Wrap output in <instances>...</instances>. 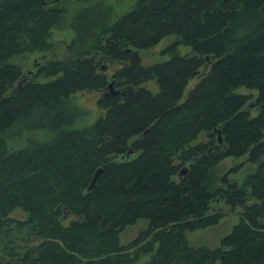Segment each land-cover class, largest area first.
Returning a JSON list of instances; mask_svg holds the SVG:
<instances>
[{"label": "trees", "instance_id": "obj_1", "mask_svg": "<svg viewBox=\"0 0 264 264\" xmlns=\"http://www.w3.org/2000/svg\"><path fill=\"white\" fill-rule=\"evenodd\" d=\"M65 1V57L16 86L12 57L50 46ZM99 1L0 0V264H264V0H134L109 23ZM169 35V57L141 63ZM110 80L123 91L100 96ZM85 92L102 113L73 125ZM30 118L24 130L49 135L9 146L6 131ZM245 153L243 180L214 185L213 166ZM214 200L238 206L236 222L216 246L191 245L184 231L224 213ZM137 218L146 226L119 243Z\"/></svg>", "mask_w": 264, "mask_h": 264}, {"label": "rangeland", "instance_id": "obj_2", "mask_svg": "<svg viewBox=\"0 0 264 264\" xmlns=\"http://www.w3.org/2000/svg\"><path fill=\"white\" fill-rule=\"evenodd\" d=\"M133 1L134 0H118V5L114 13L117 14L118 10L129 5ZM63 5L66 8L65 12L60 15V17L50 28V46L46 47L44 50L32 49L29 52L26 51L23 53H19L16 56L12 57V60L19 65L21 72H25L32 67V73L29 76L30 78L40 80L50 78V76L44 75L42 67L45 66L48 61H51L54 58L65 57L64 46L69 41L73 33L71 27V9L73 7V4L71 2L65 1ZM113 6L114 0H100L98 2L97 8H101L104 10L106 23H109L112 20V16L114 14ZM171 40L172 37L170 35L164 36L163 38L159 39L155 44L147 49L146 55L141 56V63L146 64L152 61H161L167 59L170 54L167 49H164V47L167 46V44ZM189 49L190 47L188 45H176V52H178L179 54L188 53ZM34 60H36L37 62L34 63ZM192 81L193 78H190L188 83H192ZM144 84L151 90H155V84L153 80H148ZM233 90L243 93H255L253 89H247L243 86H238ZM98 95V92H85L83 94H80L79 99L83 108V112L73 120V125L84 126L90 124L99 114L102 113V110L98 108L95 103V99L96 97H98ZM254 112L255 110H252V113ZM40 113V111H37L33 112L32 115H39ZM33 122L34 119L30 118L14 125L9 130H7L5 133V140L7 139V144L11 147L16 148L22 146L27 142L28 138H31V136L29 137L28 135H32L36 138H45L49 135V129L40 126L31 127V130L23 129L26 124H33ZM20 129L22 130V133H18V130ZM14 133H17L18 135L13 136ZM213 167V184H221L222 186H224V182L220 179L221 176H223V178H228L229 180H235L233 182L235 184H239L243 180L244 174L254 167V163L251 161H247L245 153L240 156H226L219 160ZM213 205L216 207H220L224 213L214 224L184 231V235L191 245H202L209 248L216 246L219 242L220 237L223 234L227 233L231 228V225L236 222L238 212L240 210L238 206L229 209L228 205L224 204L222 200H214ZM8 215L13 218L22 219L25 216V212L21 208L15 207L8 213ZM146 222L147 220L145 218H137L133 223L123 226L118 231V242L124 244L131 240L138 234L139 230L143 229L146 226ZM143 261L144 258L139 257L131 264H143Z\"/></svg>", "mask_w": 264, "mask_h": 264}, {"label": "water", "instance_id": "obj_3", "mask_svg": "<svg viewBox=\"0 0 264 264\" xmlns=\"http://www.w3.org/2000/svg\"><path fill=\"white\" fill-rule=\"evenodd\" d=\"M59 0H54V2H57ZM117 5H118V0H114V6H113V12L116 10L117 8ZM262 10L264 11V1L262 3V6H261ZM35 62H37L36 60H34ZM32 68V67H31ZM28 69L26 70L25 72H23L18 80H17V84L16 86H19L21 84L22 81H24L26 78L29 77L32 69ZM103 68V67H102ZM104 69V68H103ZM14 89H12L11 91H13ZM123 91V88H120V89H114L113 88V85H112V80H110L108 83H107V90L103 91L100 93V96H108V95H112V94H117L119 92H122ZM129 91V90H127ZM252 105V102L249 101L247 103V106H251ZM215 132H216V140L218 143L221 142V138H220V135H219V132H218V129L217 128H214ZM186 169V167H182L180 168L179 172H184ZM102 171V166H97L94 171L92 172V175H91V179L89 180L86 188L89 189L92 187V185L94 184L95 180L97 179L99 173Z\"/></svg>", "mask_w": 264, "mask_h": 264}, {"label": "flooded vegetation", "instance_id": "obj_4", "mask_svg": "<svg viewBox=\"0 0 264 264\" xmlns=\"http://www.w3.org/2000/svg\"><path fill=\"white\" fill-rule=\"evenodd\" d=\"M113 13H114V12H113ZM34 63H36V62L34 61ZM31 73H32V71H31ZM31 73H30V74H31ZM29 76H30V75H29Z\"/></svg>", "mask_w": 264, "mask_h": 264}]
</instances>
